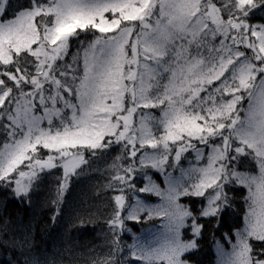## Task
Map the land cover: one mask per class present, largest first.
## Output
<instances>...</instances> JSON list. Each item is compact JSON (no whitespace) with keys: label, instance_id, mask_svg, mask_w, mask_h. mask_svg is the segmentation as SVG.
<instances>
[{"label":"rangeland","instance_id":"1","mask_svg":"<svg viewBox=\"0 0 264 264\" xmlns=\"http://www.w3.org/2000/svg\"><path fill=\"white\" fill-rule=\"evenodd\" d=\"M253 2L217 0V7L212 0H55L43 11L53 14V23L40 30L35 10L0 20V61L26 50L40 60L37 80L5 76L19 92L14 99L12 90L0 88V109L6 101L12 106L0 178L8 181L20 171L14 183L25 190L27 177L46 164L62 162L71 174L82 148L113 136L129 145L136 167L156 175H145L136 189L132 175L138 168L131 166L128 179L118 180L114 225L130 238L129 256L188 264L183 257L195 250L199 228L180 199L204 197L201 214L210 217L224 203L220 187L232 178L245 188L244 221L233 236L214 244L212 264H264L249 244L264 241V26L246 24L238 14ZM83 28H95L99 36L84 48L82 123L77 130L43 133L30 105L67 39ZM185 44L196 49L193 57L182 55ZM21 82L32 90L24 92ZM209 86L227 90V101L218 91L202 101L198 95H209ZM38 147L53 154L40 160ZM186 151L194 159L181 167ZM243 151L253 154L255 173L233 171L231 153ZM189 226L193 235L185 238Z\"/></svg>","mask_w":264,"mask_h":264},{"label":"trees","instance_id":"2","mask_svg":"<svg viewBox=\"0 0 264 264\" xmlns=\"http://www.w3.org/2000/svg\"><path fill=\"white\" fill-rule=\"evenodd\" d=\"M212 2L219 7L217 0ZM3 3L0 13L3 22L15 19L20 12L35 10L41 14L34 17L38 30L53 23V14H44L43 11L52 7L55 0H4ZM253 3L252 9L246 7L244 12L238 11L239 18L245 19L246 24L264 26V0H254ZM77 32L67 39L63 56L50 65L40 82V91L36 92L34 103L30 105L42 120L38 130L43 133L77 130L82 123L79 122L82 120L80 104L85 97L84 89L82 95H79V89L86 77L84 48L99 36V32L95 28H83ZM196 52L192 45L185 44L182 55L193 57ZM201 56L205 63L204 53ZM39 68V58L27 50L12 53L8 62L0 61V88L12 90L9 97L14 99L19 92L5 76L24 75L37 80ZM20 87L24 92L32 90L26 83L21 82ZM211 87L207 88L211 91L209 95L200 91L198 96L202 101L208 96L216 97V91L226 96L227 101V90ZM37 96L44 98L42 103H35ZM4 106L0 109V153L10 140L7 129L11 126L8 117L12 106L8 101ZM36 153L40 160L53 154L41 147ZM80 156L81 161L71 174L62 162L38 168L27 177L29 182L25 190H20L14 183L20 171L10 175L8 181L0 178V264H157L129 256L130 238L120 235L114 225L118 211L116 198L122 186L118 180L122 176L127 180L128 169L136 167L129 145L113 136H105L98 146L82 148ZM231 157L233 171L255 173L257 165L253 154L243 151L240 156L231 153ZM193 159L186 151L179 160L181 167ZM136 168L132 175L136 189L144 185L145 175L156 176L149 169ZM238 184L232 178L222 184L224 203L210 217L201 214L204 197L191 195L180 199L199 228L198 238L194 241L195 250L183 257L188 264H212L214 244L222 243L225 237L233 236L242 227L246 192ZM130 226L134 227V224L130 223ZM191 230L192 226H189L183 231L185 238L192 234ZM249 244L252 256L264 261V241L251 240Z\"/></svg>","mask_w":264,"mask_h":264}]
</instances>
